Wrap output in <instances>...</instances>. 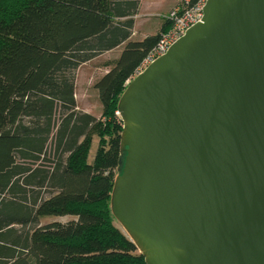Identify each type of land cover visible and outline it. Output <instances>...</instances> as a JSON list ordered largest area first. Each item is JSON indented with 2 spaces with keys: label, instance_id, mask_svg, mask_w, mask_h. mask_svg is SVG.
<instances>
[{
  "label": "water",
  "instance_id": "95a60500",
  "mask_svg": "<svg viewBox=\"0 0 264 264\" xmlns=\"http://www.w3.org/2000/svg\"><path fill=\"white\" fill-rule=\"evenodd\" d=\"M125 86L109 213L144 264H264V0H206Z\"/></svg>",
  "mask_w": 264,
  "mask_h": 264
},
{
  "label": "trees",
  "instance_id": "16d2710c",
  "mask_svg": "<svg viewBox=\"0 0 264 264\" xmlns=\"http://www.w3.org/2000/svg\"><path fill=\"white\" fill-rule=\"evenodd\" d=\"M139 3L0 0V264H144L108 207L117 101L170 27L164 20L156 35L130 41ZM121 46L92 86L99 118L78 112L75 71Z\"/></svg>",
  "mask_w": 264,
  "mask_h": 264
},
{
  "label": "rangeland",
  "instance_id": "374dc122",
  "mask_svg": "<svg viewBox=\"0 0 264 264\" xmlns=\"http://www.w3.org/2000/svg\"><path fill=\"white\" fill-rule=\"evenodd\" d=\"M180 0H140L137 15L132 18L133 28L130 41L138 42L145 37L158 33L168 13L178 6ZM122 46L112 52L102 54L90 62L81 65L74 74V101L78 112H86L95 119L99 118L100 105L96 94L92 89L93 84L100 79L117 59ZM96 148V139H92L87 155V163L90 164ZM71 218H46L40 221V225L47 223L63 224L71 221ZM115 226L118 227L117 224ZM121 231V229H120ZM122 232V231H121Z\"/></svg>",
  "mask_w": 264,
  "mask_h": 264
},
{
  "label": "built area",
  "instance_id": "2783aa9c",
  "mask_svg": "<svg viewBox=\"0 0 264 264\" xmlns=\"http://www.w3.org/2000/svg\"><path fill=\"white\" fill-rule=\"evenodd\" d=\"M205 2L206 0H197L195 5L188 7V1L182 0L178 6L168 13L165 20L170 24L169 29L159 38L156 45L141 60L129 81L140 75L156 59L163 56L167 49L183 36L185 31L200 22L202 17L201 9ZM129 81L125 83V86Z\"/></svg>",
  "mask_w": 264,
  "mask_h": 264
},
{
  "label": "crops",
  "instance_id": "0c3cea01",
  "mask_svg": "<svg viewBox=\"0 0 264 264\" xmlns=\"http://www.w3.org/2000/svg\"><path fill=\"white\" fill-rule=\"evenodd\" d=\"M141 41V40H140ZM81 113H85V114H87L86 112H81ZM47 224H50V223H47ZM47 224H44V225H47ZM39 225H40V223H39ZM40 226H42V225H40Z\"/></svg>",
  "mask_w": 264,
  "mask_h": 264
}]
</instances>
